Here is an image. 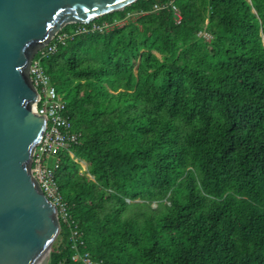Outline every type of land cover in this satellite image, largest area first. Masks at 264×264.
Returning <instances> with one entry per match:
<instances>
[{
    "label": "trees",
    "instance_id": "trees-1",
    "mask_svg": "<svg viewBox=\"0 0 264 264\" xmlns=\"http://www.w3.org/2000/svg\"><path fill=\"white\" fill-rule=\"evenodd\" d=\"M168 1L106 13L133 15L41 61L81 133L55 171L79 248L100 264H264V0L152 10ZM72 252L61 224L48 264Z\"/></svg>",
    "mask_w": 264,
    "mask_h": 264
},
{
    "label": "water",
    "instance_id": "water-1",
    "mask_svg": "<svg viewBox=\"0 0 264 264\" xmlns=\"http://www.w3.org/2000/svg\"><path fill=\"white\" fill-rule=\"evenodd\" d=\"M135 0H0V264H48L61 225L33 176L32 152L46 118L29 66L63 26L84 23Z\"/></svg>",
    "mask_w": 264,
    "mask_h": 264
},
{
    "label": "built area",
    "instance_id": "built-area-1",
    "mask_svg": "<svg viewBox=\"0 0 264 264\" xmlns=\"http://www.w3.org/2000/svg\"><path fill=\"white\" fill-rule=\"evenodd\" d=\"M167 6H171L177 13L171 0L162 4L154 3L152 10H159ZM146 12L145 10H140L137 14ZM132 15V13L127 12L123 18L103 22L93 19L77 24L69 32H61L60 29L53 35L50 42L34 55L29 66L30 78L37 89L38 96L33 109L37 114H41L46 118L43 136L32 152L30 170L45 196L55 204L60 225L63 224L69 230L73 249L71 259L78 264H100L101 261L94 259L89 252L80 250L79 246L83 243L81 233L71 214L69 204L64 199L55 180V171L60 163L58 151L61 149L68 150L71 144L77 143L81 133L73 129L71 120L66 113L65 101L51 83L50 77L42 67L41 61L47 54L55 51L58 44L64 43L66 39L72 38L74 34L103 31L113 25H123L126 19ZM198 35L207 39L211 37L204 29L198 31ZM68 152L74 158L73 153L69 150ZM74 160L78 161L76 158Z\"/></svg>",
    "mask_w": 264,
    "mask_h": 264
},
{
    "label": "rangeland",
    "instance_id": "rangeland-1",
    "mask_svg": "<svg viewBox=\"0 0 264 264\" xmlns=\"http://www.w3.org/2000/svg\"><path fill=\"white\" fill-rule=\"evenodd\" d=\"M79 163H80V170H79V172H81V173L86 172V175H87L88 177H92V176L87 172V164H86V162H85L84 160H80ZM152 205L155 206L156 204H155V203H152Z\"/></svg>",
    "mask_w": 264,
    "mask_h": 264
}]
</instances>
